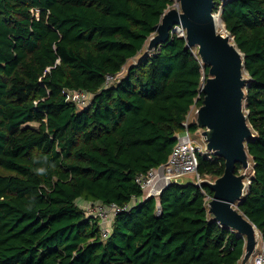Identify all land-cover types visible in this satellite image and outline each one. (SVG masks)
<instances>
[{"label":"trees","instance_id":"16d2710c","mask_svg":"<svg viewBox=\"0 0 264 264\" xmlns=\"http://www.w3.org/2000/svg\"><path fill=\"white\" fill-rule=\"evenodd\" d=\"M175 2L0 0V264H241L245 239L209 214V187L174 183L142 201L136 182L168 161L178 134L201 129L185 122L203 104L209 68L174 32L182 26L142 55ZM220 8L245 56L256 134L239 208L264 240V0ZM75 92L88 95L84 106ZM198 159L203 181L224 174V159ZM136 198L106 239L81 207Z\"/></svg>","mask_w":264,"mask_h":264},{"label":"water","instance_id":"95a60500","mask_svg":"<svg viewBox=\"0 0 264 264\" xmlns=\"http://www.w3.org/2000/svg\"><path fill=\"white\" fill-rule=\"evenodd\" d=\"M177 1L181 12L172 9L163 15L155 36L149 41L148 52L167 43L175 25H181L188 47L197 48L201 63L209 68V77L201 87L205 97L197 111L196 123L204 130L207 151L224 159L225 170L214 182L204 180L196 185L207 186L213 192L208 203L209 214L245 239L241 264H251L261 233L239 208L252 179L247 176L253 168L247 144L256 137L245 106L246 89L250 85L245 56L230 34L219 31L218 18L214 15L216 0ZM239 165L245 171L243 174H239Z\"/></svg>","mask_w":264,"mask_h":264},{"label":"built area","instance_id":"2783aa9c","mask_svg":"<svg viewBox=\"0 0 264 264\" xmlns=\"http://www.w3.org/2000/svg\"><path fill=\"white\" fill-rule=\"evenodd\" d=\"M221 1L224 3L228 0ZM221 12L222 11L220 8V10L214 15L219 18ZM176 29H180V27H175L174 32H176ZM181 29V34L183 36L184 30L183 28ZM122 75L123 73L117 74L116 80L112 76H109L108 80L118 81L122 77ZM69 98L73 101H76L79 105L84 106L87 103L88 95L82 92H75L70 93ZM200 149L201 148L192 139L188 131L178 134L177 144L168 161L156 168L151 169L146 175L137 177L136 182L141 186L143 190L142 201L151 197H159L166 188L174 183L181 182L180 179L187 175H195L197 179L196 184H200L201 182H203L199 173L198 154L201 153ZM139 202L140 200L136 198L131 202V204L124 207H120L115 203L111 205H105L102 203L85 202L82 208L86 211L87 215L100 218L103 238L106 239L110 236L115 217L122 212L129 211ZM260 246L261 248L253 256L251 264H264L263 238Z\"/></svg>","mask_w":264,"mask_h":264},{"label":"rangeland","instance_id":"374dc122","mask_svg":"<svg viewBox=\"0 0 264 264\" xmlns=\"http://www.w3.org/2000/svg\"><path fill=\"white\" fill-rule=\"evenodd\" d=\"M172 9H177V10H179V11L181 12L180 5H179V2H178L177 0H176L175 4H174L173 6L170 7L169 10H172ZM216 18H218V17H216ZM219 19L221 20V18H219ZM221 21H222V20H221ZM222 26H223V27H222ZM222 26H221V28H218L219 31H220V32H223L225 35H228L229 33L226 31V29H225L223 23H222ZM181 31H182L181 27H180V29H176V32H178V34L182 36ZM183 34H184V33H183ZM194 51H198V49H197V48H194ZM146 52H148V45L146 46V48H145L144 52L142 53V55L146 54ZM142 55H141V56H138V57L135 58V59H133V60L129 63V66L132 65L133 63L137 62V61L142 57ZM246 76L248 77V74H246ZM248 78H249V77H248ZM198 109H199L198 107L193 106V108H192V110H191V112H190V114H189V116H188V119H187V121L185 122V124L189 125L191 122L196 121V119H197V111H198ZM32 126H33V127H38L37 124H32ZM203 131H204L203 129H200V130L195 134V136L192 137V139H193V140L196 142V144L201 148L200 150H201V153H202L203 155L212 156L213 154L210 153V152H208L207 149H206V142L204 141V138H203V136H202ZM251 166H253V162H252V161H251ZM244 172H245L244 169L241 168L240 171H239V174H243ZM252 175H253V168L251 167V168L248 170V172H247V176H248V177H251ZM204 179L207 180V181H211V182H214V181H215V178H214L213 176H206ZM196 180H197V179H196L195 175H187V176L181 178V179H180L181 182H179V183H181V184H182V183H184V184L196 183ZM207 200L210 201L211 199L208 197ZM83 204H84V203L81 204V207L83 206ZM258 240H259V246H258V250H259V249L261 248L260 243L262 242L261 234L259 235ZM258 250H257V251H258Z\"/></svg>","mask_w":264,"mask_h":264},{"label":"clouds","instance_id":"9594fccd","mask_svg":"<svg viewBox=\"0 0 264 264\" xmlns=\"http://www.w3.org/2000/svg\"><path fill=\"white\" fill-rule=\"evenodd\" d=\"M38 174H44L46 172V169L40 168L37 170Z\"/></svg>","mask_w":264,"mask_h":264},{"label":"bare ground","instance_id":"6f19581e","mask_svg":"<svg viewBox=\"0 0 264 264\" xmlns=\"http://www.w3.org/2000/svg\"><path fill=\"white\" fill-rule=\"evenodd\" d=\"M217 26H218V28H221V26H222V21L219 18L217 19Z\"/></svg>","mask_w":264,"mask_h":264},{"label":"crops","instance_id":"0c3cea01","mask_svg":"<svg viewBox=\"0 0 264 264\" xmlns=\"http://www.w3.org/2000/svg\"><path fill=\"white\" fill-rule=\"evenodd\" d=\"M181 184V183H180ZM182 184H184V183H182ZM241 263V262H240Z\"/></svg>","mask_w":264,"mask_h":264}]
</instances>
